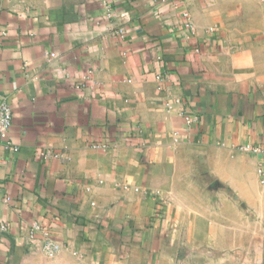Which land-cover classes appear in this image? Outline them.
<instances>
[{"label": "crops", "instance_id": "obj_1", "mask_svg": "<svg viewBox=\"0 0 264 264\" xmlns=\"http://www.w3.org/2000/svg\"><path fill=\"white\" fill-rule=\"evenodd\" d=\"M1 101L0 264H264V0H0Z\"/></svg>", "mask_w": 264, "mask_h": 264}, {"label": "built area", "instance_id": "obj_2", "mask_svg": "<svg viewBox=\"0 0 264 264\" xmlns=\"http://www.w3.org/2000/svg\"><path fill=\"white\" fill-rule=\"evenodd\" d=\"M176 1V0H173ZM183 17L185 19L184 26L190 30H193V23L190 19V15L187 11L183 13ZM11 120H12V112L10 106L5 102L1 101L0 102V145L3 144L5 147L11 149V150H16L17 147L14 146L9 140H8V133L9 129L11 126ZM185 123L187 125L191 124L194 121V118L189 115L184 116ZM95 147L98 148H107V144H94ZM250 151L253 153H260L262 150L258 147H252L250 148ZM37 229V227H35ZM0 229L5 230L6 226L3 224H0ZM45 249L47 251H55L58 249L57 244H53L46 240L45 242Z\"/></svg>", "mask_w": 264, "mask_h": 264}, {"label": "rangeland", "instance_id": "obj_3", "mask_svg": "<svg viewBox=\"0 0 264 264\" xmlns=\"http://www.w3.org/2000/svg\"><path fill=\"white\" fill-rule=\"evenodd\" d=\"M210 186H211V187H216V186H214V185H213V186L210 185ZM195 198H196L198 201H200V202H202V200H203L201 196H197V197H195ZM213 201L220 202L221 200H220L219 197H217L216 200H213ZM255 261H256L255 259H250V262H251V263H254V264H255Z\"/></svg>", "mask_w": 264, "mask_h": 264}]
</instances>
